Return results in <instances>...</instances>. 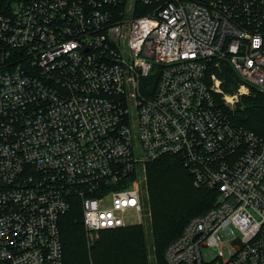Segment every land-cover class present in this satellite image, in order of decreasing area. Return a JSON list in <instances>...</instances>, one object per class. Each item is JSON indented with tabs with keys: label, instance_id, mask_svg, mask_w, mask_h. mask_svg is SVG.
<instances>
[{
	"label": "built area",
	"instance_id": "2783aa9c",
	"mask_svg": "<svg viewBox=\"0 0 264 264\" xmlns=\"http://www.w3.org/2000/svg\"><path fill=\"white\" fill-rule=\"evenodd\" d=\"M251 88L264 0H0V264H63L74 203L88 238L138 224L139 170L162 155L216 191L164 260L264 264V136L220 107Z\"/></svg>",
	"mask_w": 264,
	"mask_h": 264
},
{
	"label": "trees",
	"instance_id": "16d2710c",
	"mask_svg": "<svg viewBox=\"0 0 264 264\" xmlns=\"http://www.w3.org/2000/svg\"><path fill=\"white\" fill-rule=\"evenodd\" d=\"M215 73L224 91L234 90L238 77L225 60L219 62ZM220 107L234 124L264 136L263 93L251 88L232 108ZM145 183L149 236L142 225L132 224L102 230L86 244L80 211L74 203L59 217L63 264H148L149 251L154 264H168L163 257L165 245L190 216L212 205L216 191L193 185L191 174L175 155H162L146 163Z\"/></svg>",
	"mask_w": 264,
	"mask_h": 264
},
{
	"label": "rangeland",
	"instance_id": "374dc122",
	"mask_svg": "<svg viewBox=\"0 0 264 264\" xmlns=\"http://www.w3.org/2000/svg\"><path fill=\"white\" fill-rule=\"evenodd\" d=\"M235 104H236V102L234 104H230L229 108H232ZM144 172L146 174V164L143 165L140 168V170H139V173H141L143 176H144ZM144 182H145V179H144ZM142 206H143V215H142L141 221L138 224L142 225L145 228V231H146V233L148 235V233H149L150 213H149V209H148V206H147L146 202L144 204H142ZM98 235H99V233L92 234L91 236H89V238L86 237V235H85L86 244H90L93 240H95L98 237ZM148 244H149V241H147V245ZM221 250H222L223 255L225 256L226 252H227V248H226L225 244L223 246H221ZM207 253H208V256L210 257L214 252L207 251ZM147 261H148V264H154L153 255L151 254V251L148 252Z\"/></svg>",
	"mask_w": 264,
	"mask_h": 264
}]
</instances>
